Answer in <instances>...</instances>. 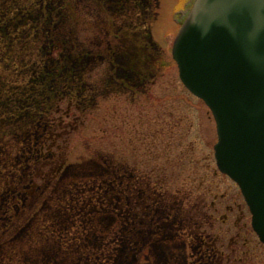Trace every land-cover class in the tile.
I'll list each match as a JSON object with an SVG mask.
<instances>
[{
  "label": "rangeland",
  "instance_id": "374dc122",
  "mask_svg": "<svg viewBox=\"0 0 264 264\" xmlns=\"http://www.w3.org/2000/svg\"><path fill=\"white\" fill-rule=\"evenodd\" d=\"M70 2L0 0V264H264L241 190L217 168L213 115L172 57L192 0H80L98 45L51 73L42 28ZM67 125L63 170L55 174L59 158L37 175L30 155L52 162V136L64 139ZM151 154L153 167L178 161L165 164L170 181L138 171L131 183ZM140 186L158 201L143 224ZM130 187L139 196L122 200Z\"/></svg>",
  "mask_w": 264,
  "mask_h": 264
},
{
  "label": "water",
  "instance_id": "95a60500",
  "mask_svg": "<svg viewBox=\"0 0 264 264\" xmlns=\"http://www.w3.org/2000/svg\"><path fill=\"white\" fill-rule=\"evenodd\" d=\"M172 57L213 115L217 167L239 186L264 244V0H195Z\"/></svg>",
  "mask_w": 264,
  "mask_h": 264
},
{
  "label": "trees",
  "instance_id": "16d2710c",
  "mask_svg": "<svg viewBox=\"0 0 264 264\" xmlns=\"http://www.w3.org/2000/svg\"><path fill=\"white\" fill-rule=\"evenodd\" d=\"M79 3H80V0H71V2L68 4V6L70 7V10L65 11L66 12L65 18L63 20L61 19V16L57 20L52 19V17H50V19L45 17L46 24L42 28V34H41L39 42L42 45H44V50H46L47 54L50 56L48 58L49 64L47 65V67H48V71H50L51 73H53L54 70L56 68H58L61 64L63 65V62L67 63V61H69V60L76 59V57H78L77 54L79 53V51L86 49L88 45H92L94 43H97L96 42L97 37L93 33V31L91 30L92 24H89L87 26H83L81 24V22L79 21V16L81 15V12H82V10L78 9ZM78 12H79V15H78ZM82 14H83V12H82ZM73 16H75V17H73ZM48 20H50V21H48ZM104 43H106V42H104ZM97 45H98V43H97ZM53 54L57 55V58H54ZM83 58H84V56H81L79 59H83ZM67 65L68 64H65L62 67H67ZM73 73H74V69L71 68L69 70V74H73ZM56 77H57V72L52 75V81L53 82L55 81L54 82L55 85H57V83H58V81L56 83ZM107 78H108V76H107ZM66 79L67 78L64 77L62 80H66ZM68 80L69 81H67V82L70 83L71 79H68ZM71 87H72L71 84H68V86H66V87L61 86V88H62L61 94L62 95L67 94L69 91H71ZM47 118L48 117L45 116V119H47ZM41 124H43V126L47 125L46 122H41ZM69 131H70V129H69L68 125L62 128V130L60 132L61 136L63 135V137H64L66 132H67L66 133L67 136L64 139L61 138V140L59 141L60 143L59 142L55 143L56 142L55 138L56 137L58 138V134L52 136L51 140L53 141V143L49 146V152L51 153V156L53 157L52 162H44V161L40 162L39 160L36 161V155H34V154L30 155V158H29L30 165L39 166V168L37 169V175L40 176L41 174H43V172L45 171L46 165H49V166L56 165L59 158L61 161H60L59 167H57V170L54 169L55 174H59V172L61 170H63V168L65 166V160L66 159L63 158L64 154L61 151V145H62L61 143L67 140V138L69 137L68 136ZM169 134H171V132H169ZM174 145H175L174 141L172 143H169V142L166 143V145L163 146V151H165V153H166ZM178 146H179V144H178ZM162 156H160V157H162ZM42 157L43 156H41L40 158H42ZM158 158H159V156H158ZM153 159H155L154 155L151 154L150 158H148L146 156V159L144 160V162H142L144 164L147 163V165H150L149 166L150 168H148V170H146V171L144 169H146L147 166L145 168H143V170H141V167H139L137 163L134 165H137L139 167L138 171L142 172V175L144 174V175H147L149 177H152L153 179H157L160 181V183L162 185L167 184L170 181L169 180L170 174L168 172V169H166L165 164L171 166L174 169V168H176L175 166L178 165V161H175V159L171 160L169 158L168 160H166L165 164H163V167L159 163H157L158 165L153 167L151 165L154 163ZM179 164H180V162H179ZM51 170H52V167H51ZM28 171L31 173V168H29ZM139 172H136L137 174L134 177V179H135L134 182H137L139 180V178L142 177L139 175ZM37 175H36V177H37ZM139 189H141V190L143 189V191L145 193V197H143L142 202L139 201L136 203V207H135V219L136 220H135V222H141L142 224H143V222L149 223V219H151V216H153V214H154V211L151 209L152 203L158 202L154 198V195L156 196L157 193L155 194L154 189H148L147 187L140 186ZM161 190H162V193L164 195L165 194L164 187H161ZM122 195H123L122 200L127 201L128 199L129 200L134 199V198H137L139 196V190L135 189L134 187H130L129 191L127 193L122 192ZM113 196H114V198L121 200V196L119 194V191L115 190V193L113 194ZM139 229H141V227L136 228V230H139ZM138 248H136V250Z\"/></svg>",
  "mask_w": 264,
  "mask_h": 264
},
{
  "label": "flooded vegetation",
  "instance_id": "af4514ba",
  "mask_svg": "<svg viewBox=\"0 0 264 264\" xmlns=\"http://www.w3.org/2000/svg\"><path fill=\"white\" fill-rule=\"evenodd\" d=\"M85 4H86V8L87 7H89L88 5H89V3H88V0H85ZM95 6V5H94ZM89 9H87V11H88ZM93 11H94V7H93V9H92ZM82 12L84 13L85 12V10H82ZM91 12V11H90ZM148 167V165H147V163H145V167ZM134 168L137 170V172H138V170H139V167L137 166V165H135L134 166ZM141 170H143V168H141ZM135 179L133 178L132 180H131V183L134 181ZM135 183V182H134ZM20 211H21V208H20ZM145 226V225H144ZM134 241H131V244L132 245H134ZM206 245H207V242H206ZM138 248V247H137ZM137 250H136V248H135V250H131L130 251V254H134L135 252H136ZM226 264H229L230 263V261H226L225 262ZM223 264V263H222Z\"/></svg>",
  "mask_w": 264,
  "mask_h": 264
}]
</instances>
